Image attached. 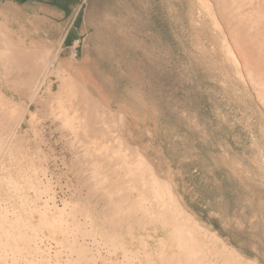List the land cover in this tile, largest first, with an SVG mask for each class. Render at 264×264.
<instances>
[{
	"label": "rangeland",
	"instance_id": "1",
	"mask_svg": "<svg viewBox=\"0 0 264 264\" xmlns=\"http://www.w3.org/2000/svg\"><path fill=\"white\" fill-rule=\"evenodd\" d=\"M54 10L0 0V264H264V0Z\"/></svg>",
	"mask_w": 264,
	"mask_h": 264
},
{
	"label": "trees",
	"instance_id": "2",
	"mask_svg": "<svg viewBox=\"0 0 264 264\" xmlns=\"http://www.w3.org/2000/svg\"><path fill=\"white\" fill-rule=\"evenodd\" d=\"M25 1H27V0H19V2H25ZM37 1H40V2H44V3H48V4H50V5H55V6H57V7H59V8H62L63 10H66L67 9V7H68V5H74V6H76V5H78L80 2H81V0H37ZM69 11V10H68ZM69 12H71V11H69ZM80 14V13H79ZM72 36L70 35L69 36V34L66 36V38H65V41L67 40V41H69V42H71L72 41ZM170 156H172V155H170ZM230 186V183H228L227 181H224V180H222V182H221V184L219 185V187H220V189L222 190V192L225 194H227V189H228V187ZM197 190H199V191H203V187H198L197 188ZM264 192V191H263ZM258 197L254 200L255 202L256 201H258ZM259 216V215H258ZM258 220V219H257ZM256 222H258V221H256ZM253 234L255 235V234H259V232H253ZM231 239V243L235 246V247H237V248H240L241 249V247H240V245H238L237 243H236V241L234 240V235H232L231 237H230ZM246 255H249V256H253L254 255V253L252 252V251H250L249 249H241Z\"/></svg>",
	"mask_w": 264,
	"mask_h": 264
},
{
	"label": "crops",
	"instance_id": "3",
	"mask_svg": "<svg viewBox=\"0 0 264 264\" xmlns=\"http://www.w3.org/2000/svg\"><path fill=\"white\" fill-rule=\"evenodd\" d=\"M15 1H17V2H19V0H15ZM25 2H32V3H38V2H40V1H37V0H27V1H25ZM25 2H20V3H25ZM45 4H48V3H45ZM50 7H52V8H54V9H56V10H54L55 12H57V13H59V14H61L62 16H64L65 14L67 15V14H69L70 12L69 11H66V10H63L62 8H59V7H57V6H55V5H50V4H48ZM69 6V5H68ZM77 6V5H76ZM72 7H75L74 5H72ZM59 11V12H58ZM68 35V34H67ZM66 35V36H67ZM71 34H69V36H70ZM72 36V35H71ZM73 37V36H72ZM66 38V37H65ZM73 39V38H72ZM65 40V39H64ZM73 41V40H72ZM65 42H69V41H65Z\"/></svg>",
	"mask_w": 264,
	"mask_h": 264
}]
</instances>
